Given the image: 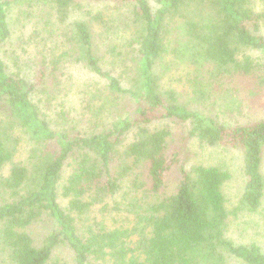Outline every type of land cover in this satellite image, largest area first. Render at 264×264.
I'll return each mask as SVG.
<instances>
[{"label": "trees", "instance_id": "16d2710c", "mask_svg": "<svg viewBox=\"0 0 264 264\" xmlns=\"http://www.w3.org/2000/svg\"><path fill=\"white\" fill-rule=\"evenodd\" d=\"M102 1L115 4L93 11L83 0H0V198L13 197L0 199V253L8 264H264L258 243L227 233L230 216L261 209L264 119L223 121L241 97L228 101L221 94L231 88L215 92L213 81L201 82L212 68L216 79H257L254 95L264 104V0L258 10L251 0ZM16 2L26 9L15 20L34 18L40 35L33 80L3 57L24 56L8 20ZM119 29L123 42L113 37ZM71 63L100 80L95 94L90 79L69 87L71 72L61 69ZM172 67L191 75L190 98L206 100L213 90L218 110L180 101L162 81ZM70 89L79 114L60 107ZM14 128L32 142L24 162H13ZM191 139L239 153L244 181L231 206L230 171L223 161L190 163ZM45 218L48 232L36 239L32 226Z\"/></svg>", "mask_w": 264, "mask_h": 264}, {"label": "rangeland", "instance_id": "374dc122", "mask_svg": "<svg viewBox=\"0 0 264 264\" xmlns=\"http://www.w3.org/2000/svg\"><path fill=\"white\" fill-rule=\"evenodd\" d=\"M150 4L155 7L156 4L154 3V0H148ZM83 3L86 8L91 9L93 11L100 10V9H112L114 4L113 2H107L102 0H83ZM250 4L253 8V10H258L260 7H262L263 3L261 0H251ZM120 11L124 10L126 8L125 5H119ZM26 9V4H18L17 2L14 3L10 9H8V20L10 21L11 25H14L11 27V29H14V35L20 37V42L23 44V49L21 50V53L24 54L23 57H20L19 60H17V63H10L9 58L4 57L5 61H7L9 68L16 69L17 66L20 65L21 71L20 73L23 74L25 77L29 78L30 80H33L37 74V68L39 67L40 62V50H38V47H41L36 42L39 39V33L35 30H33V24L32 21L34 18H30L29 16L24 15V19L22 22H17L16 18L22 17L23 10ZM79 12H72L71 15L75 16ZM24 23L23 27L21 24ZM114 30H110L109 33H111ZM119 29L116 31L113 35L114 39L124 41L123 34L120 32ZM119 33V35H118ZM260 33L264 34V24L260 27ZM33 35L36 39L33 38ZM51 43L46 40V45L49 46ZM12 48L16 50L18 46V42L16 40L12 43ZM38 50V51H37ZM247 52L250 53V55L253 58H258L259 53L256 51H250L247 50ZM170 60L164 59L163 65ZM260 61L262 62L263 59L261 58ZM209 65V64H208ZM206 65V66H208ZM64 66V65H63ZM173 66V65H172ZM67 71L68 74L71 72V76L74 80H72V84H70L69 87L73 86V83L76 81H83L88 80L92 81L93 91L92 94H95V87L99 85L100 80H95L91 74L86 71L85 69H82L79 67L78 63H71L66 68H62L61 71ZM166 74L161 73L162 81L166 84V86H170L173 88H176L180 92L179 99L180 101H183L187 103L188 105L196 108L204 107V110L208 113H212V110L218 108H214L211 106L210 102H212L215 99L214 91L212 90L213 96L205 100H198L197 96L195 98H190L188 94L192 96L191 88L193 87V84L191 82V75L188 77V80H186V77L182 72H180V69L177 71L174 70V68H170L166 70ZM185 71V70H184ZM67 74V73H66ZM212 74H213V68H212ZM209 73V75H206V78H201V82L203 84V87L208 88V81H213V89L215 92L220 91V89H225L226 87L231 88V91L228 92L226 95L221 94L225 99H228L232 97L231 99H228V101H232L235 99H239L242 102L241 108H232L230 111L226 110L223 111L220 115L223 121H227L230 123H245L251 120L255 119H264V104L260 105L256 95L255 89H253L254 82H258L257 79H245V78H231L228 74H223L219 76V79H216L214 77H210L212 75ZM60 75V74H59ZM94 79V80H93ZM100 86V85H99ZM264 87V85H263ZM220 88V89H219ZM230 93V94H229ZM259 94V93H258ZM260 94H262L260 92ZM41 99L43 100L44 94L40 92ZM73 89H70L66 93H64V98L62 103L65 110H70L69 113L71 115L79 114L82 112L83 106H79V104L76 102L74 96H73ZM253 99V100H252ZM203 103V106L201 105ZM60 109V108H57ZM223 109V108H221ZM219 111H217L218 113ZM232 112V113H231ZM73 118V116H72ZM68 123V122H67ZM162 126L163 124H159ZM14 131L11 132V142L12 146L15 147L14 151V161L13 162H19V161H26L27 158H29L30 154V148L32 146V142L30 140H23L20 138L19 134H17L16 129H13ZM179 130L175 131V138L173 140L171 139V145H175L177 138L181 134ZM19 132V130H18ZM173 143V144H172ZM188 147L190 151V163L200 162L203 164H216L218 162L225 163V167L230 171V179L227 180L225 183L224 190L228 197V206H231L237 199L243 185V174L241 172L240 168V155L237 152L236 149H227L222 147L217 148H210L206 146H200L199 143L191 139L188 142ZM28 168L31 165V162L26 163ZM9 167L7 166L3 172V175H7L9 171ZM30 172L32 169H29ZM68 169L65 167L66 174ZM139 169L136 168V172H138ZM262 172L264 174V160L262 163ZM178 175L177 171H174L171 174V178L174 179ZM170 186L172 184L170 183ZM9 198H13L9 195L6 191L4 192V196L0 199L6 200ZM231 218L228 221V235L231 239L235 242H256L258 243L263 249H264V198L262 201L261 209L256 214H248L247 212H239L237 217L230 216ZM32 232L33 235L37 236L36 239H41L46 233L48 232V229L50 227L49 220L47 218L36 222L33 226ZM36 242V241H35ZM65 253H62L64 255ZM0 264H8L7 260L5 259V256L3 253H0ZM230 264H241V262L237 259H230Z\"/></svg>", "mask_w": 264, "mask_h": 264}]
</instances>
